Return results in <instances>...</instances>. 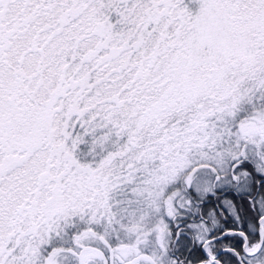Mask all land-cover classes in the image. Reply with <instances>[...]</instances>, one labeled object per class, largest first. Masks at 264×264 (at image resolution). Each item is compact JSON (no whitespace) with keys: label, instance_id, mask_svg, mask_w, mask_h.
Listing matches in <instances>:
<instances>
[{"label":"snow or ice","instance_id":"6c2138e0","mask_svg":"<svg viewBox=\"0 0 264 264\" xmlns=\"http://www.w3.org/2000/svg\"><path fill=\"white\" fill-rule=\"evenodd\" d=\"M0 264H264V0H0Z\"/></svg>","mask_w":264,"mask_h":264},{"label":"flooded vegetation","instance_id":"af4514ba","mask_svg":"<svg viewBox=\"0 0 264 264\" xmlns=\"http://www.w3.org/2000/svg\"><path fill=\"white\" fill-rule=\"evenodd\" d=\"M227 198L228 199H234L235 203L237 204V207L238 208L242 207L244 209V211H242V213H241V215L243 217V220H242V222H237L235 220V218L231 214L222 216V220L224 222L223 225H222V228L224 230L232 229V230H237L238 231V230L242 229V230L248 231V225L251 222L250 217H251L252 214L248 211L247 202L246 201L241 202L239 197H235L234 194H232V193H228L227 194ZM217 203H218L217 199L215 197H213V198H211V200H209L206 208L211 209ZM237 239H238V237L237 238L228 237L224 241V243L225 244H228V243L235 244ZM197 255H199V253H197Z\"/></svg>","mask_w":264,"mask_h":264},{"label":"trees","instance_id":"16d2710c","mask_svg":"<svg viewBox=\"0 0 264 264\" xmlns=\"http://www.w3.org/2000/svg\"><path fill=\"white\" fill-rule=\"evenodd\" d=\"M220 223H221V226L223 225V220H222V217L220 218Z\"/></svg>","mask_w":264,"mask_h":264}]
</instances>
